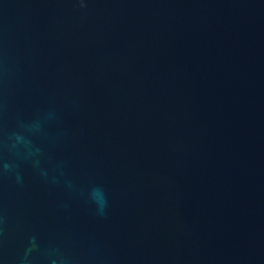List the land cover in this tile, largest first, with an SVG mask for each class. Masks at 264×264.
Segmentation results:
<instances>
[{"label":"water","instance_id":"95a60500","mask_svg":"<svg viewBox=\"0 0 264 264\" xmlns=\"http://www.w3.org/2000/svg\"><path fill=\"white\" fill-rule=\"evenodd\" d=\"M0 264H264V0H0Z\"/></svg>","mask_w":264,"mask_h":264}]
</instances>
